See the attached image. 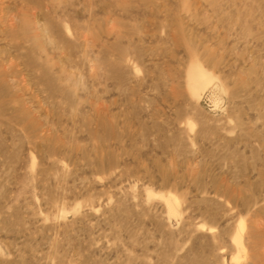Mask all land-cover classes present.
Here are the masks:
<instances>
[{
	"label": "rangeland",
	"instance_id": "rangeland-1",
	"mask_svg": "<svg viewBox=\"0 0 264 264\" xmlns=\"http://www.w3.org/2000/svg\"><path fill=\"white\" fill-rule=\"evenodd\" d=\"M0 264H264V0H0Z\"/></svg>",
	"mask_w": 264,
	"mask_h": 264
},
{
	"label": "bare ground",
	"instance_id": "bare-ground-1",
	"mask_svg": "<svg viewBox=\"0 0 264 264\" xmlns=\"http://www.w3.org/2000/svg\"><path fill=\"white\" fill-rule=\"evenodd\" d=\"M203 82H204L203 77L200 78V80H198V79L196 80V82L193 85L194 92H196V91H198L200 89V87L202 86Z\"/></svg>",
	"mask_w": 264,
	"mask_h": 264
}]
</instances>
